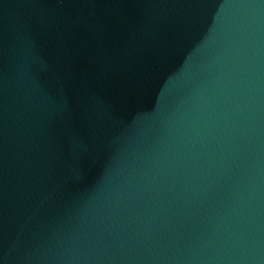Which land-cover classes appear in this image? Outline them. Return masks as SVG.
<instances>
[{
    "label": "water",
    "instance_id": "1",
    "mask_svg": "<svg viewBox=\"0 0 264 264\" xmlns=\"http://www.w3.org/2000/svg\"><path fill=\"white\" fill-rule=\"evenodd\" d=\"M0 264H264V0H0Z\"/></svg>",
    "mask_w": 264,
    "mask_h": 264
}]
</instances>
